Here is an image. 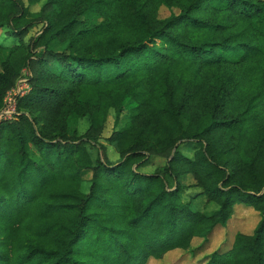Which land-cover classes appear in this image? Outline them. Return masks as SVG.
Segmentation results:
<instances>
[{
    "label": "trees",
    "instance_id": "obj_1",
    "mask_svg": "<svg viewBox=\"0 0 264 264\" xmlns=\"http://www.w3.org/2000/svg\"><path fill=\"white\" fill-rule=\"evenodd\" d=\"M2 28L20 44L0 61V113L24 72L30 89L0 119V264H146L236 205L257 225L205 264H264V0H0ZM189 175L214 210L182 202Z\"/></svg>",
    "mask_w": 264,
    "mask_h": 264
},
{
    "label": "rangeland",
    "instance_id": "obj_2",
    "mask_svg": "<svg viewBox=\"0 0 264 264\" xmlns=\"http://www.w3.org/2000/svg\"><path fill=\"white\" fill-rule=\"evenodd\" d=\"M23 1L25 6L30 8L31 13H37L40 11L41 6L45 0H39L35 4H29L28 0ZM169 15L168 9L163 6L157 11V17L163 19ZM101 21L97 16H91L89 22L99 23ZM39 29V27L32 28L27 35L21 38V41L28 43L30 38ZM20 44L19 40L13 38L10 34L8 28L0 29V45L5 51L0 55V61L6 54V49H11ZM8 49V50H9ZM27 73H23V76L17 82H26ZM127 115L125 114L124 117ZM88 127V122L85 119L79 120L77 123L74 121L69 122L68 131L72 133L73 130H77L79 133H83ZM113 128V113L109 114L105 129L102 133L100 143L105 147L106 158L110 162H115L118 159V154L114 151L113 147L106 141L109 138ZM88 151L92 157L95 158L96 152L94 148L88 147ZM184 153L188 154L183 150ZM189 155V154H188ZM166 161V157H157L153 164L149 167L141 169L145 173H151L156 168L163 166ZM181 185H183V190L181 194L182 202H186L191 198H194L192 207L201 212H210L216 207L208 202L200 194V189L196 186L195 180L192 176H187L181 180ZM89 188V183L85 181L82 185V191L87 192ZM260 217L257 212L251 208L244 207L242 205H236L234 207V212L231 218L228 220L226 225H217L205 241L202 239H195L190 249L187 251L175 250L167 253L161 260L149 259L146 264H205L208 260V256L214 252L222 253L228 251L234 241V236L237 233L251 235L255 226L257 225Z\"/></svg>",
    "mask_w": 264,
    "mask_h": 264
},
{
    "label": "built area",
    "instance_id": "obj_3",
    "mask_svg": "<svg viewBox=\"0 0 264 264\" xmlns=\"http://www.w3.org/2000/svg\"><path fill=\"white\" fill-rule=\"evenodd\" d=\"M27 82H20L14 89L7 93L5 98V107L0 114V119H11L15 115V97L23 96L29 91Z\"/></svg>",
    "mask_w": 264,
    "mask_h": 264
},
{
    "label": "water",
    "instance_id": "obj_4",
    "mask_svg": "<svg viewBox=\"0 0 264 264\" xmlns=\"http://www.w3.org/2000/svg\"><path fill=\"white\" fill-rule=\"evenodd\" d=\"M1 114V113H0Z\"/></svg>",
    "mask_w": 264,
    "mask_h": 264
}]
</instances>
